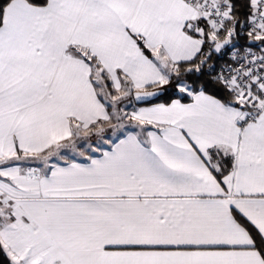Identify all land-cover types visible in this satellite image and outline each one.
I'll list each match as a JSON object with an SVG mask.
<instances>
[{"label":"snow or ice","instance_id":"1","mask_svg":"<svg viewBox=\"0 0 264 264\" xmlns=\"http://www.w3.org/2000/svg\"><path fill=\"white\" fill-rule=\"evenodd\" d=\"M0 264H264V0H0Z\"/></svg>","mask_w":264,"mask_h":264}]
</instances>
